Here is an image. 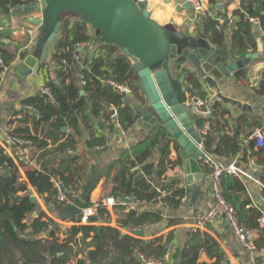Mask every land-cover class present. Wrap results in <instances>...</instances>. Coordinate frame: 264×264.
<instances>
[{
  "label": "trees",
  "instance_id": "trees-1",
  "mask_svg": "<svg viewBox=\"0 0 264 264\" xmlns=\"http://www.w3.org/2000/svg\"><path fill=\"white\" fill-rule=\"evenodd\" d=\"M1 1L9 9L31 2ZM212 4L216 6L215 1ZM206 15L203 22L205 34L212 44L227 46L234 61L259 50L254 30L256 24L251 19L257 20L264 48V0H242L232 19L225 18L223 23ZM92 29L86 21L71 17L65 19L52 55L57 65L59 84L54 81L47 84L52 97L40 94L24 101V105L32 110L28 117L32 119L34 130H42L41 138L32 134L28 127L16 128L8 134L14 140L29 142L41 150L38 158H32L37 168L31 167L29 161L16 152L14 156L20 165L17 164L0 145V264H159L165 261L172 248L173 233L144 239L121 230L133 234L162 223L164 216L161 211L143 206L161 204L167 210H177L183 206L190 192V189L181 188L176 180H166L167 171L176 167L178 162L170 158L171 148L170 144L164 145L163 130L151 132L130 147L107 171L91 168L79 174L78 170L82 169L80 157L75 154L64 156L68 150L77 152L75 136H82L81 123L91 128L106 115L111 120L109 111L114 106L119 109V125L124 131H129L144 101V94L138 86V75L117 47L101 45L92 54L79 50L81 44L92 43ZM227 31L232 32L231 39H228ZM0 51L5 65L11 68L15 53L3 48ZM236 74L238 79L248 76L245 69ZM183 80L191 96L207 102L210 109V117H199L197 126L203 136L204 148L213 152L214 162L228 167L229 160L241 155V161H254L264 167V146L257 147L255 139L245 146L246 139L264 124L251 122V127L247 128L248 118L244 116L230 127L232 113L228 107L219 100L211 101L202 92L194 74H186ZM109 81L129 87L133 98H127L113 89ZM252 91L264 97V71ZM206 125L209 129L203 134ZM66 127L74 130V136L50 149L49 142L53 145L58 143ZM107 141L106 136L100 134L89 139L86 146L100 150L107 145ZM14 147L19 148L17 144ZM203 167L208 176L215 170L214 164L205 161ZM86 176L91 179L88 187L83 181ZM102 176H106L111 184L110 197L129 198L137 205L136 208L129 205L114 208L117 227L110 225L112 214L106 208H100L87 224L64 227L42 210L38 202H31L32 188L43 200L48 212L59 215L67 206L56 201L58 192L54 180H59L68 200L79 208L90 207V195ZM220 183L223 197L235 209L239 222L257 233L254 264H264V227L259 222L264 210L253 206L245 183L236 175L224 172ZM72 221L80 222L78 217ZM179 224V221H172L170 226ZM80 254L84 255L83 259L79 258ZM202 254L214 261L211 264H230L216 239L196 230L191 233L181 253L180 264H209L200 262Z\"/></svg>",
  "mask_w": 264,
  "mask_h": 264
},
{
  "label": "crops",
  "instance_id": "crops-1",
  "mask_svg": "<svg viewBox=\"0 0 264 264\" xmlns=\"http://www.w3.org/2000/svg\"><path fill=\"white\" fill-rule=\"evenodd\" d=\"M142 1H147V10L149 11L151 18L159 24L164 26L172 23L178 32H182L189 36H198L199 34H202L210 43H212L211 40L204 32L203 22L207 16L206 14L215 18L218 22L223 23L225 18L232 19L233 13L240 9L242 3V0H203L205 4V11L199 15L192 7L188 8L186 6V0ZM213 1H215L216 6H213ZM3 5V7H0V48L14 52L16 57L14 58L12 67L9 68V71L0 78V145L5 149H8V155L13 157L15 162L19 165L20 163L16 160L14 155L16 152L20 155L21 150H26V160L29 161V165L37 168L35 163L36 161L32 158H38L41 150L35 145L22 140L20 141L24 142V144H17L19 148L14 147L15 145L9 147L7 137L9 136L8 134L16 128L28 127L30 128L32 134H37L38 137L41 138L42 130L41 128H39V131L37 132L34 130L32 119L28 117L32 114V110L28 109V107L24 105V101L42 94L44 88H46L47 84L51 81L59 84L56 76L57 65L52 59V55L54 54V44L51 47L49 60L44 63L45 65L41 64L38 66L35 70L34 77L28 78L16 76V70L21 64L18 60L16 50L25 49L32 42V35L37 31V26L31 24L29 20L41 18V12L33 11L30 13H23L19 12L18 8L25 5H20L16 8L11 7L10 9L5 6L4 3ZM152 5H155V7H152L150 11L149 9ZM233 28L234 23L231 25L230 29L232 30ZM91 33H94V35L92 34L93 41L90 43V47L96 50L99 46L94 42L95 31L92 29ZM226 35L228 39H231L232 32L227 31ZM255 35L259 50L251 53L249 56L259 54V58L254 60L250 66L245 69L248 74L247 78L238 79L237 74L235 73L229 79L224 78L225 84L220 85L219 91L227 100H229V103L221 101L217 97L216 89H210L202 82V79L197 73H192L196 76V79L200 83L202 92H205L211 101L219 100L223 102L231 111L232 119L229 121L230 127H233L236 124V120L238 118H242L244 116L248 118V122L246 123L247 128L251 127V122H259L262 125L264 124V97H259L252 91V88L261 79L262 72L264 71V48L262 45L261 30L259 33L255 31ZM214 46L226 49L229 53L227 46ZM86 49L87 48L82 49L81 52ZM109 112L111 114V109ZM98 121H101L104 124L103 130L98 127ZM112 124L113 129L111 128ZM241 124L242 122L240 125ZM258 130L259 129H256L254 134L246 139L245 146H247L250 140L254 139ZM63 131L65 134L61 136V140L58 143L53 145L52 142H49L50 149L59 146V144L66 141L68 137L74 136V130L71 127H66ZM100 134L106 136L108 140L107 145L100 150L87 148L86 142L93 136H98ZM81 135V137L75 136V140L78 143L77 152L74 153L68 150L64 155L71 157L75 154V156L80 157L82 166L80 167L84 169L83 171L82 169H79V174H82L85 170H90L91 168H99L100 170L107 171L108 168L114 162L118 161L130 147L146 138L143 137L141 129L134 130L132 127L129 131H124L122 127L120 128L114 121H112V119H108L107 115L105 118L103 117L98 119L96 121V125L91 128H88L85 124L81 123ZM170 148V158L172 161L178 162V165L167 171L165 175L166 180H176L181 188L190 189V192L184 200L183 206L177 210H167L163 208L161 204H149L143 206L146 209L159 210L164 216V221L162 223L144 230L146 232L144 239L167 236L169 233L174 234V240L170 253L166 257L165 261L159 264H180L181 253L189 241L191 233L197 230L193 226L194 219L197 215L210 210L215 201L212 194V178L211 176L205 174L203 162H201V168L203 173L206 175V179L190 183L188 182L185 160H183L180 156V150L177 143L172 142L170 144ZM241 157V155H238L234 159L229 160L228 167L235 165V167L242 172L241 175L236 176L245 183L249 197L253 202V206L257 209L264 210V167L256 164L254 161H250L249 163L243 162L241 161ZM56 158L57 157H54V159ZM20 170L24 179H26L24 169L21 167ZM85 179L86 180L83 181L87 183L85 186L88 187L91 183L90 176H86ZM30 190L32 196L37 198V202L39 203L41 209L44 210V202L37 195L34 189L31 188ZM196 190L199 191V195L193 202L192 194ZM110 192L111 184L108 183L106 176H102L90 195L91 203L110 197ZM123 205H129L132 208L137 207L135 203H123ZM74 206L76 205L74 204ZM110 212L112 214V221L110 225L112 227H117V216L114 214V209L110 210ZM47 214L57 223L61 225L63 224L59 215H51L49 212H47ZM172 221H179L180 224L170 226ZM71 226H73L72 222L64 223V227ZM121 230L123 233L136 236L134 233L132 234L127 230ZM201 231L210 234L216 239L221 249L226 254L230 264H254V253L246 251L241 242L236 238L223 215H218L211 224L207 225L206 228L201 229ZM82 257H84V255L80 254L79 258ZM200 262L211 264L214 261H212L206 254H202Z\"/></svg>",
  "mask_w": 264,
  "mask_h": 264
},
{
  "label": "water",
  "instance_id": "water-1",
  "mask_svg": "<svg viewBox=\"0 0 264 264\" xmlns=\"http://www.w3.org/2000/svg\"><path fill=\"white\" fill-rule=\"evenodd\" d=\"M3 6L0 0V7ZM186 6L191 8L188 2ZM18 11H38L41 18L29 20L37 31L25 49L16 50L21 62L16 76L32 78L38 66L49 60L51 47L67 17L86 21L95 31L94 42L98 46L117 47L138 75V86L145 100L138 108L133 129H141L143 137L163 130L164 145L175 142L179 147L188 182L206 179L201 162L211 163L213 152L203 147V136L197 128L199 116L194 113L198 99L191 96L183 78L197 73L204 84L217 90L221 101L229 103L219 91L220 85L225 84L224 78L248 68L259 54L234 61L226 49L217 48L202 34L189 36L178 32L172 23L159 24L151 18L147 1L142 0H36ZM255 31L260 32L257 25ZM97 125L104 129L101 121ZM198 195L199 191L193 192V202ZM121 199L124 204L134 203L125 197ZM31 202H37V198L32 196ZM80 214L79 207L67 205L59 216L68 222ZM145 233L137 230L134 235L144 237Z\"/></svg>",
  "mask_w": 264,
  "mask_h": 264
},
{
  "label": "built area",
  "instance_id": "built-area-1",
  "mask_svg": "<svg viewBox=\"0 0 264 264\" xmlns=\"http://www.w3.org/2000/svg\"><path fill=\"white\" fill-rule=\"evenodd\" d=\"M186 2H188L191 5V7L194 9V11L198 14H202L205 11V4L203 0H186ZM250 21L257 25L256 19H251ZM79 48H80L79 50L87 48L86 50H88L89 54H92L95 51L88 44H81ZM75 59L78 60V57L76 56ZM8 71H9V68L5 65L2 52L0 51V78ZM108 84L113 89H116L118 92L123 94L125 97L133 98L134 96L133 91L129 87L117 84L112 81H109ZM42 94L47 98L52 97V93L48 87L44 88ZM203 107L205 108L204 110H202ZM195 113L199 117H208L210 115V109L207 105V102L198 99V103L195 106ZM111 119L121 128V126L119 125V109L117 107L113 106L111 108ZM208 129H209V126L206 125L202 133L206 134ZM254 139L256 140L258 147L264 146V127L259 129L256 132ZM7 140H8L9 147L14 146L15 144H24V142L20 140H14L9 136L7 137ZM6 152L8 153V149H6ZM20 156L26 160V157H27L26 150L24 149L21 150ZM211 163L214 164L215 166V170L213 174L211 175L212 194H213L215 201L210 210L196 216V218L194 219L193 226L197 230L204 229L206 228L207 225L211 224L218 215H223L226 221L228 222L229 226L231 227L232 231L234 232L236 238L241 242V244L244 246L246 251L250 253H254L255 251L254 240L257 237V233L254 230H250L246 228L244 225H242L239 222L235 209L232 206H230L223 197L222 187L220 183L221 175L224 172L229 173V174H234V175H241L242 172L238 170L235 167V165L224 167L222 165H217L214 162V160H212ZM31 165H34V164H31ZM54 185L58 192V194L56 195V201L66 203V205H74L72 201L66 198L65 190L62 185V182L59 180H54ZM119 205H123L121 198L107 197L102 200L93 202L90 207L80 208L81 214L80 216H78L80 220L79 223L78 222L75 223L73 221H68V222H72L73 225L87 224L90 218L97 215L98 210L100 208H106L107 210L110 211ZM259 222L264 227V214L260 218ZM83 258L84 257H82V259ZM149 264H152V263H149Z\"/></svg>",
  "mask_w": 264,
  "mask_h": 264
},
{
  "label": "rangeland",
  "instance_id": "rangeland-1",
  "mask_svg": "<svg viewBox=\"0 0 264 264\" xmlns=\"http://www.w3.org/2000/svg\"><path fill=\"white\" fill-rule=\"evenodd\" d=\"M198 14V13H197ZM200 15V14H199ZM93 35H94V33H92ZM42 200V199H41ZM43 201V200H42ZM44 210L45 211H47L48 212V210H47V207L45 206V204H44ZM63 223V226H64V223H68V222H62Z\"/></svg>",
  "mask_w": 264,
  "mask_h": 264
},
{
  "label": "clouds",
  "instance_id": "clouds-1",
  "mask_svg": "<svg viewBox=\"0 0 264 264\" xmlns=\"http://www.w3.org/2000/svg\"><path fill=\"white\" fill-rule=\"evenodd\" d=\"M152 7H155V5H152V6L150 7V9H149L150 11H151Z\"/></svg>",
  "mask_w": 264,
  "mask_h": 264
},
{
  "label": "flooded vegetation",
  "instance_id": "flooded-vegetation-1",
  "mask_svg": "<svg viewBox=\"0 0 264 264\" xmlns=\"http://www.w3.org/2000/svg\"><path fill=\"white\" fill-rule=\"evenodd\" d=\"M34 1H35V0H31V2H34ZM31 2H30V3H31Z\"/></svg>",
  "mask_w": 264,
  "mask_h": 264
}]
</instances>
